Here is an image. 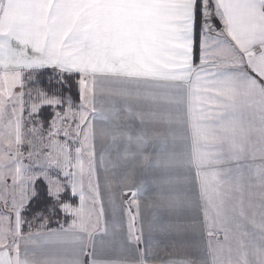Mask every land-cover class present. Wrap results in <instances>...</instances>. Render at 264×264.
Masks as SVG:
<instances>
[{"label": "snow or ice", "instance_id": "snow-or-ice-1", "mask_svg": "<svg viewBox=\"0 0 264 264\" xmlns=\"http://www.w3.org/2000/svg\"><path fill=\"white\" fill-rule=\"evenodd\" d=\"M0 130V264H264V0H0Z\"/></svg>", "mask_w": 264, "mask_h": 264}, {"label": "crops", "instance_id": "crops-1", "mask_svg": "<svg viewBox=\"0 0 264 264\" xmlns=\"http://www.w3.org/2000/svg\"><path fill=\"white\" fill-rule=\"evenodd\" d=\"M194 63L195 64H199V54L197 51V55L194 59ZM100 144L98 142L97 144V149L99 150ZM116 180H122L123 179V172H119L117 174V176L115 177ZM139 181V176L136 175L135 173L131 174L128 179L126 181H124V183L121 184V189L123 190V192H128L130 195L131 190L134 189V186L138 183ZM118 195H117V200H116V204H117V214H116V219L119 223V226L121 228L122 231H126L127 227H128V223H129V217L127 215V213L125 211H121V209H125L127 207V204L125 203L126 201H124L123 199V194L122 192H120V190H117ZM131 196V195H130ZM132 199V197H131ZM140 204H141V216L144 219V221L146 222L147 219L149 218L150 215V207H149V200L147 197H141L140 199ZM106 210L108 211V220H109V226H111L112 220H111V209L110 207L107 206L106 204ZM133 212H135V207L133 206ZM139 224V221H138ZM98 254L101 255L102 257H116L118 255L117 252L115 251H111L107 248H105L103 251H101L98 247ZM85 259L87 260V257H85ZM158 264V262H157Z\"/></svg>", "mask_w": 264, "mask_h": 264}, {"label": "rangeland", "instance_id": "rangeland-1", "mask_svg": "<svg viewBox=\"0 0 264 264\" xmlns=\"http://www.w3.org/2000/svg\"><path fill=\"white\" fill-rule=\"evenodd\" d=\"M25 118H27V113H25ZM2 134H3V131L0 130V136H2ZM4 146L5 147L7 146V142L6 141H4ZM25 162H27V161H25ZM123 199H124V201H130L131 200V196L130 195H124ZM0 211H2V209H0Z\"/></svg>", "mask_w": 264, "mask_h": 264}]
</instances>
